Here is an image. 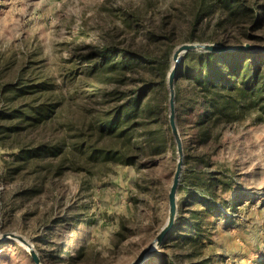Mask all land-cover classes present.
I'll use <instances>...</instances> for the list:
<instances>
[{
  "label": "rangeland",
  "instance_id": "1",
  "mask_svg": "<svg viewBox=\"0 0 264 264\" xmlns=\"http://www.w3.org/2000/svg\"><path fill=\"white\" fill-rule=\"evenodd\" d=\"M184 42L264 45V0H0V264H33L14 235L41 264H128L155 237ZM186 54L176 219L143 264H264V93L198 84Z\"/></svg>",
  "mask_w": 264,
  "mask_h": 264
},
{
  "label": "water",
  "instance_id": "2",
  "mask_svg": "<svg viewBox=\"0 0 264 264\" xmlns=\"http://www.w3.org/2000/svg\"><path fill=\"white\" fill-rule=\"evenodd\" d=\"M240 50L264 52V45L256 43L242 44H218L207 42H184L177 45L171 55V66L166 75L167 90V122L170 135L176 149V165L171 178V183L167 192V218L155 237L137 254V256L128 264H143L149 255L157 252L161 244L168 238L177 214V190L179 187L182 166H183V147L180 134L176 124L175 108V82L178 76V70L183 56L190 51L195 52H213L216 54H226ZM14 235V234H12ZM15 238L22 243L28 252L33 264H41V260L33 246L19 235Z\"/></svg>",
  "mask_w": 264,
  "mask_h": 264
},
{
  "label": "trees",
  "instance_id": "3",
  "mask_svg": "<svg viewBox=\"0 0 264 264\" xmlns=\"http://www.w3.org/2000/svg\"><path fill=\"white\" fill-rule=\"evenodd\" d=\"M222 1L227 5L230 0ZM122 52L125 53L124 55H131V57L139 59L138 56L130 54L131 52H127L126 50ZM196 53L199 57V72L202 76V78L195 77L198 84L207 83L213 87H228L231 89L229 84H227L228 80H230V76L228 75H233L240 78L239 83L245 88L251 90L258 88L264 93V52L240 50L226 54H216L213 52ZM168 63L160 75L161 84L166 80ZM183 67L184 59L181 60L179 69ZM239 80L238 78L236 79V81ZM175 98H177V95H175Z\"/></svg>",
  "mask_w": 264,
  "mask_h": 264
}]
</instances>
